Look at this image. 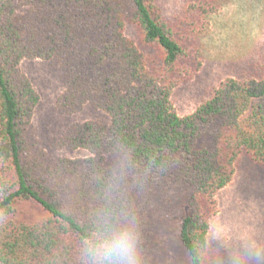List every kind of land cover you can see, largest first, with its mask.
Returning <instances> with one entry per match:
<instances>
[{
	"label": "trees",
	"instance_id": "trees-1",
	"mask_svg": "<svg viewBox=\"0 0 264 264\" xmlns=\"http://www.w3.org/2000/svg\"><path fill=\"white\" fill-rule=\"evenodd\" d=\"M219 6L189 0L169 20L158 0H0V264H86L83 243L106 211L137 223L144 264H167L163 229L188 264H209L217 192L242 151L264 167V72L225 78L184 116L172 100L201 68ZM25 58L62 68L61 113L89 104L109 114L49 143L91 155L52 156L39 144L31 120L40 96L20 67ZM108 153L122 156L117 167Z\"/></svg>",
	"mask_w": 264,
	"mask_h": 264
},
{
	"label": "rangeland",
	"instance_id": "rangeland-1",
	"mask_svg": "<svg viewBox=\"0 0 264 264\" xmlns=\"http://www.w3.org/2000/svg\"><path fill=\"white\" fill-rule=\"evenodd\" d=\"M165 16L175 20L189 0H158ZM210 16V31L203 36L201 68L178 84L172 94L181 116L191 113L208 99L227 77H259L264 72V0H219ZM126 33L139 42L137 29L128 24ZM151 56L155 49H148ZM21 69L30 77L40 96L31 120V130L39 144L52 156L86 157V149L52 148L49 143L80 121H110L102 109L86 104L75 114H63L57 98L64 90V75L53 60L25 58ZM112 167L122 161L118 153L106 154ZM218 212L210 220L209 264H264V167L242 151L235 164L232 181L216 194ZM22 208L32 217L41 215L39 206L25 203ZM161 239L167 264H188L187 255L176 235L163 229ZM251 250V251H250ZM259 252L261 261L254 258Z\"/></svg>",
	"mask_w": 264,
	"mask_h": 264
},
{
	"label": "clouds",
	"instance_id": "clouds-1",
	"mask_svg": "<svg viewBox=\"0 0 264 264\" xmlns=\"http://www.w3.org/2000/svg\"><path fill=\"white\" fill-rule=\"evenodd\" d=\"M140 239L139 227L131 217L114 218L106 211L85 239L82 253L86 264H144ZM253 255L261 261L259 252Z\"/></svg>",
	"mask_w": 264,
	"mask_h": 264
}]
</instances>
